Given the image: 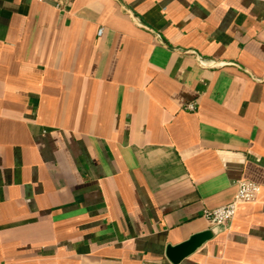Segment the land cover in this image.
Segmentation results:
<instances>
[{
    "label": "crops",
    "instance_id": "1",
    "mask_svg": "<svg viewBox=\"0 0 264 264\" xmlns=\"http://www.w3.org/2000/svg\"><path fill=\"white\" fill-rule=\"evenodd\" d=\"M64 1L0 0V264H264V2Z\"/></svg>",
    "mask_w": 264,
    "mask_h": 264
},
{
    "label": "built area",
    "instance_id": "2",
    "mask_svg": "<svg viewBox=\"0 0 264 264\" xmlns=\"http://www.w3.org/2000/svg\"><path fill=\"white\" fill-rule=\"evenodd\" d=\"M49 1V0H38ZM55 5L62 9L65 7L64 0H50ZM264 2V0H259ZM102 28L99 29L98 34H101ZM198 109V102L192 101L184 106V110L189 112H195ZM261 193V186L253 181L249 180H237L236 192L233 198L226 204L212 209H204L202 217L212 226L225 227L228 225L236 215L237 208L242 203H250L258 200Z\"/></svg>",
    "mask_w": 264,
    "mask_h": 264
},
{
    "label": "water",
    "instance_id": "3",
    "mask_svg": "<svg viewBox=\"0 0 264 264\" xmlns=\"http://www.w3.org/2000/svg\"><path fill=\"white\" fill-rule=\"evenodd\" d=\"M217 227L219 226H216V228ZM200 238V235H195L177 246H170L167 250L168 258L174 263L179 262L196 248Z\"/></svg>",
    "mask_w": 264,
    "mask_h": 264
}]
</instances>
